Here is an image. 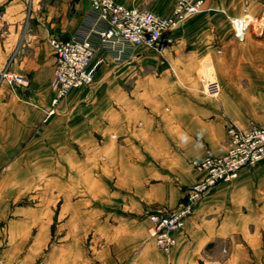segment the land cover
<instances>
[{
  "label": "crops",
  "instance_id": "obj_1",
  "mask_svg": "<svg viewBox=\"0 0 264 264\" xmlns=\"http://www.w3.org/2000/svg\"><path fill=\"white\" fill-rule=\"evenodd\" d=\"M117 1L167 17L177 2ZM0 14V68L20 80L0 85L6 264H264V160L205 196L170 251L147 217L204 178L193 162L226 152L229 122L264 123V0H204L163 52L107 56L57 106L50 38L87 35L90 0H0ZM242 17L254 18L244 41L232 26Z\"/></svg>",
  "mask_w": 264,
  "mask_h": 264
},
{
  "label": "built area",
  "instance_id": "obj_2",
  "mask_svg": "<svg viewBox=\"0 0 264 264\" xmlns=\"http://www.w3.org/2000/svg\"><path fill=\"white\" fill-rule=\"evenodd\" d=\"M96 22L90 32L82 37L50 38L56 67L53 80V105L57 106L75 88L92 84L99 68L111 56L115 63L129 60L136 49L163 52L165 34L179 22L185 21L204 9V0H177L172 16H163L149 8L126 6L117 0H90ZM2 15L0 14V23ZM252 17L233 18L235 37L244 41ZM100 46L105 54L97 58ZM18 76L7 68H0V85L16 86ZM54 112L51 110L50 113ZM228 145L224 154L209 153L194 166L205 173L202 180L190 185L180 204L168 211H154L147 217L152 222L151 237L164 251L177 244L178 234L186 226L200 201L218 184L233 182L241 170L264 160V123L252 124L242 129L233 122L227 125ZM0 264H6L0 258Z\"/></svg>",
  "mask_w": 264,
  "mask_h": 264
},
{
  "label": "water",
  "instance_id": "obj_3",
  "mask_svg": "<svg viewBox=\"0 0 264 264\" xmlns=\"http://www.w3.org/2000/svg\"><path fill=\"white\" fill-rule=\"evenodd\" d=\"M23 92L26 96H30V90L26 87H23Z\"/></svg>",
  "mask_w": 264,
  "mask_h": 264
},
{
  "label": "rangeland",
  "instance_id": "obj_4",
  "mask_svg": "<svg viewBox=\"0 0 264 264\" xmlns=\"http://www.w3.org/2000/svg\"><path fill=\"white\" fill-rule=\"evenodd\" d=\"M93 84V83H92ZM92 84H89V85H92ZM85 86H88V85H85Z\"/></svg>",
  "mask_w": 264,
  "mask_h": 264
}]
</instances>
